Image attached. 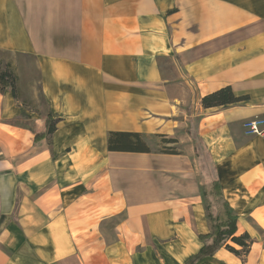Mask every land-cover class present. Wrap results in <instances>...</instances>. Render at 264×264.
<instances>
[{"label": "crops", "instance_id": "1", "mask_svg": "<svg viewBox=\"0 0 264 264\" xmlns=\"http://www.w3.org/2000/svg\"><path fill=\"white\" fill-rule=\"evenodd\" d=\"M0 52L21 95L0 86V264H184L200 250L210 179L194 145L110 151V131L200 139L252 244L195 264H264V134L244 128L264 119V0H0ZM224 86L248 99L203 107Z\"/></svg>", "mask_w": 264, "mask_h": 264}, {"label": "trees", "instance_id": "2", "mask_svg": "<svg viewBox=\"0 0 264 264\" xmlns=\"http://www.w3.org/2000/svg\"><path fill=\"white\" fill-rule=\"evenodd\" d=\"M0 86L2 89L10 87L12 94L16 98H20L18 87V77L10 63L4 68H0ZM248 99V95H237L231 86H224L201 98L203 107H216L232 103L241 102ZM57 119L51 114L47 117V131L38 135L36 139H41L52 134L56 130ZM160 137L164 144H178L179 139L175 136L165 134H156ZM147 136L140 132L130 131H110L107 139V147L110 151L123 152H152L147 143ZM158 152L162 153H181L174 147H165ZM202 193L205 201L207 216L211 223V229L206 234H201L203 242L200 250L191 256L184 264H195L200 259L207 256H214L216 252L224 245L236 254L245 255L252 244V239L248 232L236 234L237 215L232 207L225 199L220 180L212 179L210 182L203 184ZM228 241H232L241 246V249L230 245Z\"/></svg>", "mask_w": 264, "mask_h": 264}, {"label": "rangeland", "instance_id": "3", "mask_svg": "<svg viewBox=\"0 0 264 264\" xmlns=\"http://www.w3.org/2000/svg\"><path fill=\"white\" fill-rule=\"evenodd\" d=\"M2 53L0 52V59H1ZM8 54L5 55L4 59L6 60L8 58ZM2 60V59H1ZM0 60V68H4V65H1L2 61ZM13 67H15V64L13 63ZM20 115H17V117L12 118L10 120L14 121V122H18L17 119H19ZM196 118L194 119V121L192 122V124L190 126H188L187 128L184 129V132H187L189 129H192L191 131L196 129ZM190 132V131H189ZM179 136H182V138L185 139L184 143H178L175 145H170V144H164V142H162L161 138L158 136H149L147 137V143L149 144L150 148L153 151H158L161 150L167 146L169 147H174L176 150L178 151H186L188 148H191L192 145H194V156H196L197 158V166H201L204 165L203 169H201L202 167H200L201 169V173H202V180L204 182H207L209 179L210 181L214 176V170H212V164L210 161V156L207 153L206 148L204 147L202 141L198 138L195 137H187V135L185 136V133L183 132H179L178 134Z\"/></svg>", "mask_w": 264, "mask_h": 264}, {"label": "built area", "instance_id": "4", "mask_svg": "<svg viewBox=\"0 0 264 264\" xmlns=\"http://www.w3.org/2000/svg\"><path fill=\"white\" fill-rule=\"evenodd\" d=\"M247 134H264V119H252L244 123Z\"/></svg>", "mask_w": 264, "mask_h": 264}]
</instances>
